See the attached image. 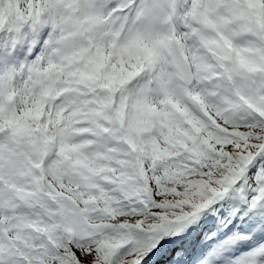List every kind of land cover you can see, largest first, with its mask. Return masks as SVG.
<instances>
[{
    "label": "snow or ice",
    "instance_id": "1",
    "mask_svg": "<svg viewBox=\"0 0 264 264\" xmlns=\"http://www.w3.org/2000/svg\"><path fill=\"white\" fill-rule=\"evenodd\" d=\"M0 264H264V0H0Z\"/></svg>",
    "mask_w": 264,
    "mask_h": 264
}]
</instances>
